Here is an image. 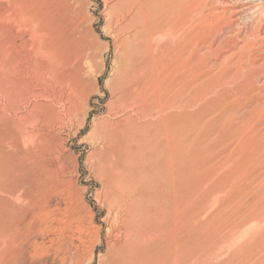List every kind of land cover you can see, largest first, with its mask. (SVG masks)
<instances>
[{
    "label": "rangeland",
    "instance_id": "rangeland-1",
    "mask_svg": "<svg viewBox=\"0 0 264 264\" xmlns=\"http://www.w3.org/2000/svg\"><path fill=\"white\" fill-rule=\"evenodd\" d=\"M222 1L201 0L203 9L208 6L207 25L216 22L213 14L252 10L237 23V41L231 28L224 29L219 42L229 43L218 54L210 51V39L196 41L208 61L204 79L191 86L188 116L177 107L161 108L171 98H161L162 89L148 79L152 70L147 73L140 61L131 75L136 83L131 105H120L124 95L118 70L128 42L121 18L125 0H15L16 23L0 19V63L7 51L15 56L16 177L21 188L15 204L19 213L32 207L30 254L20 264H264V0ZM7 5L0 0V7ZM254 31L256 38L248 35ZM232 59L238 64L229 72ZM227 73L232 75L226 78ZM5 103L0 93L3 115L8 114ZM172 115L178 135L170 146ZM118 125H131L123 129L119 168L142 187L141 218L149 231L138 256L123 251V237L109 234L112 191L101 170L107 146L100 139ZM170 223L171 237L165 231ZM156 227H162L160 241L151 234Z\"/></svg>",
    "mask_w": 264,
    "mask_h": 264
},
{
    "label": "bare ground",
    "instance_id": "bare-ground-1",
    "mask_svg": "<svg viewBox=\"0 0 264 264\" xmlns=\"http://www.w3.org/2000/svg\"><path fill=\"white\" fill-rule=\"evenodd\" d=\"M7 1H8L7 6L0 7V19L3 21H9V22L14 24L17 21L16 15L18 12V8H17L15 0H7ZM203 1L205 2V0H203ZM222 2L227 4V5L229 3L226 0L222 1ZM222 2H220V3H222ZM58 3H60V2H58ZM206 3H207V1H206ZM202 5H204V4H201V0L200 1L199 0H125L124 5L121 9V18H122V20L126 21L125 29L128 31L127 32L128 33L127 34L128 35V39H127L128 42H127L125 48L123 47L124 48V50H123L124 51L123 52L124 65L122 68H120L118 70L119 76H118V81H117L118 84L121 85L123 88L122 91H123V95H124L123 98L124 99H122L120 102V105L122 106V108H127L131 105V102H132L131 91L134 89V86L136 85V83H134L132 81L131 75H132V72L134 70L135 64L140 61V64L143 65L144 68L149 69V71H147V69H146L147 73L152 70L151 74H149L148 79L151 81H154L155 84H157V86L160 89H162L163 93L161 95V98H168V96H170V98H171L170 100L167 99L164 103L162 102L164 105L161 108H163V107L164 108H169V107L175 108V107H177L178 109H183L185 111L184 116L189 115L188 110L190 109L192 101H193V95H192L193 91L191 89V86L194 82H198L202 78L204 79V77L206 76V68H207L206 64L208 61L207 60L208 54L206 53L207 54L206 55L205 52H203L204 50H203L202 46L199 43H196V41L200 40L202 42H205V41L207 42L210 39V41H209L210 42L209 46L211 48L210 51L212 50L214 53L218 54L220 49L222 47H224L225 45H228V43H229L226 41H222L221 43L219 42V41H221V40H219L220 35L223 34L224 29L226 27L231 28V30L229 29V31H231V33L233 34L232 38L237 41L238 36H239L238 30H237V27H238L237 25L240 24L239 21L242 22L244 20L243 15L246 13V11L252 10L251 7H247V8L244 7V9H242V10H237L236 12L235 11L231 12L230 15L213 14L214 16H212V17H214V18L216 17V19H214L216 22H213V25H211L210 24L211 21H209L208 24H210V25H207L205 20H204L205 18H203V17L205 16L204 11L206 10V8L208 6L205 5L206 8L203 9L202 7H204V6H202ZM226 11H227V9H226ZM198 17H202V19L200 18L201 19L200 22L197 21ZM208 18H209V16H208ZM196 21L198 22L197 24H196ZM1 23L2 22H0V24ZM247 34H248V32H247ZM248 35L250 37L256 38L258 35V31L257 32L256 31L251 32ZM154 39H161L162 41H164L163 45L155 44ZM57 42H58V40H57ZM217 45H218V47H216ZM55 50H56V48H55ZM10 52L11 51H7L4 53V57L2 58V61L0 63V93L3 95V98L6 101V103H5L6 108L5 109H6V112H8V114H5V115L0 113V264H20V263H22V261L25 260V256L30 254V247L31 246L29 245V243L31 240L32 232H33V224L31 223V221H29V217L32 214L30 209L32 207L29 208V210H27V211H24L23 210L24 207H23L22 210L24 211V213H22V212L19 213V210L15 204L16 194L18 193L17 189L20 188V186L17 188L18 179L16 177V172H17L18 166H17V158H16V145H17L16 144V135H15L16 124H15V119H14V111H15V107H16L15 92H16V86L17 85L15 82V75H14L15 56H13ZM208 53H209V51H208ZM233 59H232V61L230 60L231 62L229 63L230 64L229 69H228L229 72L232 69V67H233L232 70H234V65L238 64V61H235ZM234 72H233V74H234ZM231 75H232V73L231 74L229 73L226 78H228V76H231ZM224 77H225V75H224ZM141 84H143V83H141ZM152 95H151V97H152ZM148 97H149V95H148ZM158 98L156 97V99H158ZM153 101L151 102V99L149 101L150 103H152V106H153ZM162 103H160V104H162ZM133 105L135 106V104H133ZM141 105H143V104H141ZM153 107H156V106H153ZM157 107H158V105H157ZM171 110H173V109H171ZM140 111H141V109H140ZM142 112H143V110H142ZM153 114L151 116H153ZM155 115H158V114H155ZM175 117H176L175 115L170 116L168 121H170L171 125L174 123L173 120L175 119ZM196 121H198V120H196ZM138 124H139V122H138ZM166 125H168V124H166ZM143 126H145V125H143ZM148 126H150V125H148ZM175 126H177V125H175ZM185 126H187V125H185ZM216 126H217V124H216ZM122 127L123 126H119V128L116 127L114 129L104 133L101 136V139H100L102 141L101 144L102 145L106 144V146H107L103 150L104 157L101 159V170H102V173L106 177V181H107V185H108L107 187L110 188V190L112 191L110 193L109 198H111V201H112L110 209H111V212H113V214H114V218H113L112 223L110 224V229H109L110 237H111V235H115L117 238L123 237L124 241H125L123 248H122L123 251L126 249H130L134 253V255L138 256V254L142 251V249H144V247L146 246V244L148 242L147 235H149V231H147L148 229L144 226V222L141 218L143 198H141V196L139 197V195L141 194L142 187L140 185L133 184L135 179L133 177H127L128 175L127 174H126L127 176L125 175L126 172L123 169L119 168L120 160H121L119 151L121 148V142H122L123 137H124L123 129L130 130L131 125H127L126 128L125 127L122 128ZM182 127L183 126H181L180 128H182ZM187 128H190V126ZM143 129H145V127ZM183 129L185 130L186 127L185 128L183 127ZM156 130H158V129H156ZM171 130H172V133L167 140V141H169L170 146L172 145L170 143L171 142L173 143V141L175 140V135H178V134H176L175 127H173V125H172ZM151 131H154V130L151 129ZM186 131L187 132L189 131L190 134L192 135V131H190V129L186 130ZM156 134H158V133H156ZM184 134H186V133H184ZM165 135H167V134H165ZM187 138H184V139L186 140ZM189 139H187V141H190ZM134 141H136V140H134ZM158 142H159V140H158ZM174 144H175V142H174ZM132 145H134V144H132ZM164 145H165V143H164ZM186 146L187 145H185V147ZM182 147H183V144H182L181 148ZM151 151H152V149H151ZM182 152H184V151H182ZM136 153H138V152H136ZM173 154H175V153H173ZM181 156H183V155H181ZM181 156H179V157H181ZM169 157L171 158V156H169ZM170 158H169V161L172 160V159L170 160ZM175 158H173L172 162L174 161ZM157 159H159V157ZM182 159H183V161H185L184 158H182ZM175 162H177V161H175ZM141 163H144V162H141ZM174 163H172V164L175 167ZM187 163H189V159H188ZM167 164H168V162H167ZM169 164H171V163H169ZM31 165H32V163H31ZM165 166H167V165L165 164ZM185 166H188V165L185 164L184 167ZM168 167H169V165H168ZM177 167H179V166H177ZM25 168H28V167H25ZM42 168H43V166H42ZM173 168H172V171H175V170H173ZM186 168H188V167H186ZM157 169H158V167H157ZM160 169L162 172V168H160ZM181 169H182V167H181ZM181 169H178V171H180ZM176 171H177V168H176ZM187 172L185 171V173H187ZM56 175H57V173H56ZM181 176H183V175H181ZM49 178H50V176H49ZM51 178H53V177H51ZM163 178H165V177H163ZM27 180H29V179H27ZM173 180H174V178L173 179L171 178V184H172V187L174 188ZM51 181H52V179H51ZM177 183L178 182H176V184ZM36 188L38 190V186ZM165 188H167V187H165ZM23 189L26 190L24 187H23ZM145 190H147V189H145ZM27 191H29V190H27ZM186 191L189 192V190H186ZM173 193H174V191H173ZM182 195L185 196L184 193ZM137 197H139V199H137ZM176 198L177 197H175L174 199H176ZM145 199L147 201V198H145ZM177 199H179V198H177ZM39 201H40V198H39ZM179 201H180V199H179ZM102 202H103V200H102ZM103 203H105V202H103ZM170 203H172V202H170ZM42 205H44V204H42ZM162 206H163V204H162ZM164 206L166 207L167 205H164ZM154 210H156V209H154ZM157 212H159V211H157ZM35 216H37V215H35ZM155 218H156V216H155ZM42 219H44V218H42ZM146 220H147V218H146ZM185 220L187 221V219H185ZM52 221H54V220H52ZM186 221H183V222H186ZM58 222H59V220H58ZM148 222H149V220H148ZM60 223H58V224L60 225ZM50 225H51V223H50ZM164 227H163V229H164ZM152 230H153V232L150 231L151 234L155 235L156 239H158L160 241L161 240L162 227H156ZM165 231H167L168 232L167 234H170V237H171V233L173 232V224L172 223L168 224ZM79 232H81V231H79ZM168 237H169V235H168ZM190 238H192V237H190ZM52 239H55V238H52ZM151 239H150V241H151ZM31 242H33V241H31ZM107 243H108V241H107ZM108 244H110V243H108ZM156 245L158 246V244H155V247H156ZM42 247H39V248L37 247V250H43ZM115 247H116V244H113L112 246H110L111 249H114ZM189 248H187V249H189ZM109 249H108V251H109ZM122 249H121L120 253H122ZM185 249H186V247H185ZM177 250H178V248H177ZM144 251H145V249H144ZM144 253H146V252H144ZM118 255H119V252H118ZM174 257H175V255H174ZM150 258H152V257H150ZM157 258H159V257H157ZM106 259H107V257H106ZM145 259H147V258H145ZM183 259H185V258H183ZM139 260H141V259H139ZM174 260H175V258H174ZM181 260L182 259H180V261ZM133 262H135V261H133ZM133 262H131V264H133Z\"/></svg>",
    "mask_w": 264,
    "mask_h": 264
}]
</instances>
